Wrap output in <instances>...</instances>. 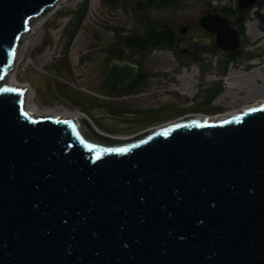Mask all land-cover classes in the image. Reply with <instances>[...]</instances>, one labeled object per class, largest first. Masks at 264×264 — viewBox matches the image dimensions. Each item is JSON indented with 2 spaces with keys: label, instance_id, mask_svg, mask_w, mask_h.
Listing matches in <instances>:
<instances>
[{
  "label": "water",
  "instance_id": "water-1",
  "mask_svg": "<svg viewBox=\"0 0 264 264\" xmlns=\"http://www.w3.org/2000/svg\"><path fill=\"white\" fill-rule=\"evenodd\" d=\"M58 1L0 0V264H264V102L127 137L32 116L7 79L31 21ZM198 26L217 48L241 46L230 15ZM137 71L113 59L109 76Z\"/></svg>",
  "mask_w": 264,
  "mask_h": 264
},
{
  "label": "rangeland",
  "instance_id": "rangeland-1",
  "mask_svg": "<svg viewBox=\"0 0 264 264\" xmlns=\"http://www.w3.org/2000/svg\"><path fill=\"white\" fill-rule=\"evenodd\" d=\"M123 1L89 0L84 19L70 44L71 34L67 29L76 22V11L85 0H69L59 8L54 6L51 10L54 13L35 34L28 36L38 18L31 21L20 42L21 49L25 47L18 61L17 78L32 87L42 110L66 107L81 111L100 131L127 137L184 114L215 118L232 110L240 111L243 106L264 98V94H259L247 99L244 89L232 90L234 97L227 93L223 96L229 90L227 82L232 72L244 75L259 67L264 70V5L257 4L261 0L243 10L247 15L245 35L227 68L230 51L218 48L219 52L211 53L203 49L195 56V42L201 37L213 41L216 38L198 23L204 14L215 10L207 1L217 7L234 9L238 8V0H185L188 5L183 8L152 7L147 12L150 22ZM148 23L169 25L178 33L179 41L171 48H158L145 54L133 53L118 42L121 35L143 31ZM182 27L187 30L181 32ZM113 44L119 45L117 52L124 57L121 61L137 64L141 69V80L127 90L129 93L113 91L109 78ZM184 73L191 74L195 81L188 92L179 79ZM252 79L257 89L263 90L260 76V82ZM219 85L222 91L210 100L209 96Z\"/></svg>",
  "mask_w": 264,
  "mask_h": 264
},
{
  "label": "trees",
  "instance_id": "trees-1",
  "mask_svg": "<svg viewBox=\"0 0 264 264\" xmlns=\"http://www.w3.org/2000/svg\"><path fill=\"white\" fill-rule=\"evenodd\" d=\"M88 3L89 0H85L84 5L79 10L76 11V18H75L76 22L72 23V25L67 29L70 31L71 34L68 40V44H70L73 37L76 35L79 29V25L84 19ZM123 3L124 4L126 3L128 5L131 4L134 8L133 10L135 12L139 11L140 16H142V18L147 22L151 21L150 17L148 16V13L152 7H163V8L174 7L173 9H176L178 7L183 8L188 5V4L185 5V0H131L128 2L127 0H124ZM257 4L263 6L264 0L259 1ZM207 5L212 6L215 10L222 12V14L230 15L234 19L235 26L238 27L242 35H245V23L247 20V15L245 14L244 11H240L236 7L233 9L231 7L224 5L221 7H217V5L214 4L212 1H207ZM178 37H179L178 33H176L173 29H171L169 25H160V24L157 25V24L148 23L143 26V31H135L128 35H121L119 37L118 42H120L125 47L129 48L133 53L145 54L158 48H171L179 41ZM195 45H196L195 56L199 55L203 49H206L211 53L219 52L218 48L215 45L208 48L201 47L199 42H195ZM118 46H119L118 44H113L111 46L110 48L111 55L109 56L111 60L115 58L118 59L123 58V56L117 52ZM228 54H229L228 55L229 58L225 65L226 68L229 63V60L236 57L235 51H230ZM221 91H222V87L221 85H219L218 89L212 92L211 95L209 96L211 97L210 100H212L213 97H215ZM123 92H127V90Z\"/></svg>",
  "mask_w": 264,
  "mask_h": 264
},
{
  "label": "bare ground",
  "instance_id": "bare-ground-1",
  "mask_svg": "<svg viewBox=\"0 0 264 264\" xmlns=\"http://www.w3.org/2000/svg\"><path fill=\"white\" fill-rule=\"evenodd\" d=\"M68 1L69 0H59L54 6H57V8H59L60 6L68 4ZM52 9H50L44 15L37 17L38 19L32 25L28 36L35 34L37 28L39 26L43 25V23L49 18V16L54 13L53 11H51ZM28 36H27V38H28ZM26 44H27V41H26ZM24 47L25 46H23V48ZM23 48L22 49L20 48L21 51H19V53L16 56L15 66H14L13 72H11L10 78L7 80H8V82L12 83L16 87H19V88L27 91L25 93V98H24L25 107H26L27 111L32 116H35V117L57 116V117H65V118H77V119L87 118L88 119V117L85 113H83L81 111H73V110H70L66 107H58L56 109L55 108H49L46 110L41 109V106L35 100V94H34V90L32 89V87L28 83L20 82L17 78L18 61H20V58L23 54ZM259 76H260V79H262L264 82V70L262 67L256 68V69L252 70L251 72H249L248 74H244V75H242L240 73L237 74L235 72H232L229 75V77H228L229 80L227 82L229 90L227 92H225V94H223V96L226 95V93H227V94H230L231 96L234 97V93L232 92V90H234V89H236L237 91L239 89H244V91L246 92L247 99L252 98V97H256L259 94L263 95L264 94V87L263 86L261 87V88H263V90H261L260 88L257 89L256 85L253 84L252 78H254V80L256 82H260ZM191 77H192V75L191 74L189 75L187 73H184L179 77L180 81H183V86H184L183 89L186 90V92L190 91L195 84L194 79H192ZM261 102H264V98L258 101V103H261ZM238 111L239 110H232L230 112H238ZM215 118H217V117H215Z\"/></svg>",
  "mask_w": 264,
  "mask_h": 264
},
{
  "label": "flooded vegetation",
  "instance_id": "flooded-vegetation-1",
  "mask_svg": "<svg viewBox=\"0 0 264 264\" xmlns=\"http://www.w3.org/2000/svg\"><path fill=\"white\" fill-rule=\"evenodd\" d=\"M211 11H213V12H220V11H218V10H211ZM220 13H222V12H220ZM212 40V39H211ZM213 45H215V41H213L212 40V42H211V45H208V46H206L207 48L208 47H212ZM201 47H205V46H201ZM205 47V48H206ZM116 59H118V58H116ZM121 59H124V57L123 58H119V60H121ZM110 70V69H109ZM109 78H110V76H109ZM110 80H111V78H110ZM141 80V69H140V67H139V65H138V71H137V74H136V76L133 78V80H131L130 82H128L127 84H124V85H119V84H117V83H114L112 80V82H113V91L114 92H117L116 94H124V93H129V92H123V91H126V90H128V89H131V86L133 87L134 85H136V84H138V82ZM123 92V93H122ZM131 92H133V91H131ZM155 117H157V116H155ZM150 119H153V118H150Z\"/></svg>",
  "mask_w": 264,
  "mask_h": 264
}]
</instances>
